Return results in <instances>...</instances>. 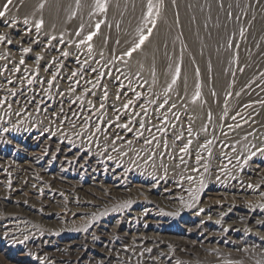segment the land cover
I'll list each match as a JSON object with an SVG mask.
<instances>
[{"label": "rangeland", "instance_id": "1", "mask_svg": "<svg viewBox=\"0 0 264 264\" xmlns=\"http://www.w3.org/2000/svg\"><path fill=\"white\" fill-rule=\"evenodd\" d=\"M27 1L28 0H12L11 4H8V0H0V12H3V16H5H0V36L4 37V40L0 41V51L1 49L4 51L0 52V98H2L0 99V161L9 162L19 158L27 159L29 156L28 154L33 151L35 154H46L43 155V157H45V164L47 163L46 165L49 166L50 170L48 174L51 176V178L55 174H60L62 178L66 177L70 180H75V182L81 180V182L83 181L86 187V191L84 190V196L86 198L84 211H78L77 213L66 207L65 209L63 208L64 212H62L60 216L47 222L40 220L36 217L37 215H34L30 219L31 228L28 231L29 238L37 239L46 237L51 239L54 245H58L59 243L63 242H70L74 239L75 242H81L82 239L86 238L88 235H91L92 225L103 221L108 216H111V226H116L117 229L121 226L120 229L123 230L124 228L122 226L126 224L127 217H132L131 214H136L137 217H139L138 222L144 219L146 215L144 207L134 205L133 201L131 200L132 198H130V195H133L137 190V188L134 187L135 185L139 186L141 184V186L145 185L146 187L149 186L150 188L156 189L161 185L173 187L176 186V194L174 195L172 201L176 203L178 207L175 205L177 208L159 209V216H155V218L147 217L146 220L149 219V221L152 222L151 225L157 229L159 228L160 231L164 235L166 234L169 238H186V242L191 244L194 243L193 245H196L198 249L202 250V254L204 253L208 255L209 252V254H212L213 251H216V254H214L215 256L217 255L218 258L222 257L226 259L230 264L244 263L245 256H248L250 252L251 253L249 255H251L255 251L250 245H247L240 240H228L220 235L216 237H210L206 242H204L200 239V236L198 237L195 235L197 234L196 231L194 233H189L188 231L195 228V223L198 221L205 223L207 222L210 227H218L220 225L225 226L227 224V226H230L233 229H239V227L230 225V221L227 223V221L224 222L220 219L217 220L215 217L218 216L211 215V213L206 212L204 209V201L202 199V196L209 189L211 184L209 183L211 182L212 177L210 174L212 171L210 165L211 159L212 161L216 159V152H220L223 145L227 147L229 146L228 152L226 151L228 156H231L237 160L239 163H241V165H246L247 163H252L254 161L264 162V124L260 128L261 131L259 130V132H256L257 135L252 138L251 134L246 136L248 139L245 142L243 149L238 147L237 141L231 142L233 137L232 134L224 129L227 125L226 122L229 119H232L235 115L239 114V112L245 114L244 118H251V114L248 112L249 107H251V103H253L252 105H258L260 102L259 107H263L264 111V96H262L264 95V0H198V3L200 4V7L203 11L202 21L199 24H195L194 22V25H191L192 27L190 26L189 35H185L183 31L181 32L178 30L176 37H219L216 44V57L218 55L220 60L218 65L227 73V76H229L224 87L218 90L211 83L213 82V80H211L213 79L212 71H208L207 80L210 82V86L208 88L206 98L215 105L218 104L219 111L215 118H208V122L202 129L195 126L193 122L194 119L192 117L193 115L187 109L183 97H181L178 93L161 88L158 84V80L151 83L146 77H143V74L137 70V68H132L131 70V67L128 63L132 60V55H134V53L139 50V47L140 49L142 48L145 40V37H141L140 33H136L138 30L135 31V33H130L129 37L126 38L107 37L103 39L92 37L90 41L87 40V37H80V27V29L77 28L75 32L73 31L74 29H71L72 32L69 30L66 33L60 31L49 32L45 29L44 21L36 18L34 14L30 12V9L26 7ZM5 5H7V7H5ZM29 15H31V17ZM170 16L175 20V22H178L180 11L177 6L171 8ZM37 24H40L41 28H37ZM30 35H32V37ZM26 36L30 37L26 38ZM142 39L144 40L141 43ZM61 46H63V49H61ZM103 46H106L105 51ZM73 47L76 48L74 49ZM65 52L69 53L64 55ZM1 56L4 57L2 58ZM21 60L24 61L23 64L20 63ZM11 64L14 65V67ZM113 65H115V67ZM214 67L215 66L212 65L210 68L214 69ZM73 72H77L75 75L76 77L72 76ZM83 72L86 73L84 74ZM142 79L143 81H141ZM29 81H31V83H29ZM7 83L11 84L8 90H6L5 87ZM145 88L147 89L145 90ZM258 88H261L260 92H263L260 95L259 93L257 94V92H254ZM147 92H149L151 95H148L149 93ZM22 96H26L27 99L29 98L27 100L28 104L22 102ZM258 97L259 100L256 99ZM85 99L86 101L84 102ZM13 101L16 102L14 103ZM257 101L259 102L257 103ZM126 105L127 107H125ZM248 105L250 106L248 107ZM124 111H128L126 112L127 114ZM234 111H237V114ZM159 112L162 116L157 115ZM76 114L80 116V119L78 120L75 118L77 121L74 120V117L78 116ZM28 115L31 118H29ZM81 116L83 118H81ZM118 119L120 120L119 122ZM69 120H73L75 122L71 123ZM115 120L117 123L114 122ZM153 120H155V122ZM29 123L31 125H29ZM75 124H77V126H75ZM125 125H128V127H124ZM112 127H116L118 131L115 132L111 130ZM214 128L216 129L214 130ZM173 134H175L174 137ZM142 135H144V137ZM38 136H41L42 138L44 137L43 140L48 145L49 150H47L46 153L43 151V148L39 147L35 142ZM148 137H151V139ZM213 137H215V139ZM18 145L19 147H17ZM65 147L71 148L73 150L71 154L72 160L75 159L76 161L71 160L70 162H61L59 160V151ZM55 148L57 151L53 152ZM195 148L197 149L195 150ZM253 150L255 151L254 153ZM51 151L53 152V155L51 154ZM198 154L199 156H197ZM188 159L189 162H187ZM173 162H175L176 165ZM109 171L110 173H108ZM168 173L172 175H169ZM88 176H90V178ZM111 176L113 178H111ZM91 178L94 179L92 180L93 182H91ZM67 180H61L60 184H65L71 187V184ZM247 183L254 187L256 186L257 182L254 180H248ZM113 184H118L123 187L116 188L115 192H105V186H111ZM90 189L94 190L91 191ZM122 189L123 192H119ZM263 189L264 186L253 193L250 192L245 194V197L241 201L243 207L248 209H258L260 214H264V208H262L264 207ZM27 194H33V191H28ZM178 201L179 204H177ZM181 201L185 204H182ZM181 206L183 207L181 208ZM185 226L188 230L185 228ZM250 229L257 231L262 230L261 232H264V228L261 227H252ZM205 235L207 236V233ZM109 238V241H111L110 243H118L117 246H119L115 262L110 264H146L147 262V264H161V260L159 259L158 255L153 254L154 256L151 257V252L148 253L147 250H142V248L131 243L129 238L123 237L122 239H118L115 234H112ZM207 246H209V248ZM226 248L228 250H226ZM223 249H225L226 252ZM35 253L36 255H34ZM188 255L190 257L189 261L188 259H184L182 264H210L207 263L206 257L201 259L196 256V253L194 252H191ZM256 257V260H258V258L260 259L257 263L264 264V254L260 256L259 254H256ZM50 261L51 260L46 256L44 259V256L40 255L36 250L34 252V249L31 248V246L28 245L26 247L24 245H20L15 240L6 239L5 236L0 235V264H53V261ZM88 263L98 264L97 262L94 263L92 260ZM54 264L58 263L54 262Z\"/></svg>", "mask_w": 264, "mask_h": 264}, {"label": "bare ground", "instance_id": "2", "mask_svg": "<svg viewBox=\"0 0 264 264\" xmlns=\"http://www.w3.org/2000/svg\"><path fill=\"white\" fill-rule=\"evenodd\" d=\"M2 1V0H1ZM16 1V0H15ZM19 3V2H18ZM164 3V4H163ZM22 4V3H21ZM2 5V4H1ZM177 6L180 11L178 22L170 16L171 8ZM26 7L38 19L44 21L45 29L49 32H63L69 30L74 32L81 28L80 37H129L130 33H140L145 37L142 48L132 55L129 66L137 68L143 77H146L151 83L158 80V84L164 90L178 93L185 100L187 109L192 113L194 124L202 129L208 122L209 117L215 118L218 114L219 105L207 100V92L210 82L207 80L208 71H212L213 82L218 90L222 89L228 80L227 73L218 65L220 63L217 55V41L219 37H176L178 30L185 35L190 34V26L199 24L203 19V11L198 0H28ZM187 9V10H186ZM14 11V10H13ZM11 14V13H10ZM20 14V13H19ZM31 14V13H30ZM31 17V15H29ZM5 17V16H3ZM29 18V17H28ZM35 18V19H36ZM3 19V18H2ZM10 19V18H9ZM13 19V18H12ZM18 19V18H17ZM29 20V19H28ZM20 21V20H19ZM24 21V20H23ZM26 21V20H25ZM14 22V21H13ZM12 22V23H13ZM16 22V21H15ZM192 22V23H191ZM2 23V22H1ZM28 23V22H27ZM34 23V22H33ZM43 23V22H42ZM41 23V24H42ZM21 24V23H20ZM11 26V25H10ZM191 26V27H192ZM17 27V26H16ZM9 28V27H8ZM41 28V27H39ZM79 28V29H80ZM36 29V28H35ZM18 30V29H17ZM29 30V29H28ZM34 30V29H33ZM41 30V29H40ZM71 30V32H72ZM4 31V30H3ZM23 31V30H22ZM45 31V30H44ZM33 32V31H32ZM79 32V30H78ZM44 33V32H43ZM46 33V32H45ZM8 34V33H7ZM30 34V33H28ZM26 34V35H28ZM53 34V33H52ZM51 35V34H50ZM57 35V34H56ZM73 35V34H72ZM18 36V35H17ZM32 37V35H30ZM30 36H26L30 37ZM50 38V37H49ZM48 38V39H49ZM68 38V37H67ZM7 39V38H6ZM5 39V40H6ZM16 39V38H15ZM56 39V38H55ZM82 39V38H81ZM134 39V38H133ZM53 40V39H52ZM66 40V39H65ZM11 41V40H10ZM68 41V40H66ZM137 41V40H136ZM29 42V41H28ZM83 42V41H82ZM92 42V41H91ZM104 42V41H103ZM113 42V41H112ZM111 42V43H112ZM25 43V42H24ZM45 43V42H44ZM62 43V42H61ZM43 44V43H42ZM52 44V43H51ZM59 44V43H58ZM115 44V43H114ZM20 45V44H19ZM31 45V44H30ZM94 45V44H93ZM121 45V44H120ZM119 45V46H120ZM126 45V44H125ZM137 45V44H136ZM3 46V45H2ZM39 46V45H38ZM97 46V45H96ZM114 46V45H113ZM4 47V46H3ZM63 49V46H61ZM95 47V46H94ZM39 48V47H38ZM56 48V47H55ZM68 48V47H67ZM74 48V47H73ZM76 48V47H75ZM74 48V49H75ZM23 49V48H22ZM95 49V48H94ZM97 49V48H96ZM100 49V48H99ZM105 51L106 46H103ZM17 50V49H16ZM20 50V49H19ZM84 50V49H83ZM87 50V49H86ZM122 50V49H121ZM36 51V50H35ZM59 51V50H58ZM79 51V50H78ZM97 51V50H96ZM0 52H4L1 51ZM20 52V51H19ZM95 52V51H94ZM10 53V51H9ZM66 53V52H65ZM69 53V52H68ZM67 53V54H68ZM88 53V52H86ZM6 54V53H5ZM38 54V53H37ZM98 55V54H97ZM9 56V55H8ZM12 56V55H11ZM16 56V55H15ZM18 56V54H17ZM71 56V55H70ZM75 56V55H74ZM84 56V55H83ZM2 57V56H1ZM4 57V56H3ZM2 57V58H3ZM62 57V56H61ZM73 57V56H72ZM77 57V56H76ZM82 57V56H81ZM90 57V56H89ZM88 57V58H89ZM93 57V56H92ZM100 57V56H99ZM216 57V58H215ZM53 58V57H52ZM74 58V57H73ZM78 58V57H77ZM95 58V56H94ZM93 58V59H94ZM42 59V58H41ZM56 59V58H55ZM81 59V58H80ZM102 59V58H101ZM100 59V60H101ZM15 60V59H14ZM19 60V59H18ZM90 60V59H89ZM12 61V60H11ZM48 61V60H47ZM81 61V60H80ZM31 62V61H30ZM103 62V61H102ZM49 63V62H48ZM59 63V62H58ZM16 64V63H15ZM86 64V63H84ZM100 64V63H99ZM12 65V64H11ZM46 65V64H45ZM58 65V64H57ZM60 65V64H59ZM62 65V64H61ZM64 65V64H63ZM90 65V64H89ZM102 65V64H101ZM122 65V64H121ZM125 65V64H124ZM211 65V66H210ZM214 67L211 69L210 67ZM9 66V65H8ZM14 67V65H12ZM11 66V67H12ZM30 66V65H29ZM48 66V65H47ZM115 67V65H113ZM12 67V68H13ZM71 67V66H70ZM119 67V66H118ZM77 68V67H76ZM81 68V67H80ZM79 68V70H80ZM84 68V67H83ZM96 68V67H95ZM10 69V68H9ZM8 69V70H9ZM54 69V66H53ZM67 69V68H66ZM89 69V68H88ZM91 69V68H90ZM209 69V70H208ZM11 70V69H10ZM9 70V71H10ZM31 70V68H30ZM56 70V69H55ZM60 70V69H59ZM78 70V69H77ZM99 70V69H98ZM126 70V69H125ZM2 71V70H1ZM7 71V70H6ZM20 71V70H19ZM43 71V70H42ZM73 71V70H72ZM100 71V70H99ZM98 71V73H99ZM121 71V70H119ZM135 71V70H134ZM21 72V71H20ZM32 72V71H31ZM52 72V71H51ZM78 72V71H77ZM76 72V73H77ZM104 72V71H103ZM129 72V71H128ZM133 72V71H131ZM4 73V72H3ZM16 73V72H15ZM38 73V72H37ZM42 73V72H41ZM46 73V72H45ZM84 73V72H83ZM86 73V72H85ZM84 73V74H85ZM124 73V72H123ZM5 74V73H4ZM10 74V73H9ZM66 74V73H65ZM83 74V75H84ZM106 74V73H105ZM108 74V72H107ZM115 74V73H114ZM121 74V73H120ZM32 75V74H30ZM41 75V74H39ZM44 75V74H43ZM46 75V74H45ZM89 75V74H88ZM73 76V75H72ZM96 76V75H95ZM94 76V77H95ZM112 76V75H111ZM116 76V75H115ZM8 77V76H7ZM21 77V76H20ZM35 77V76H34ZM76 77V76H75ZM93 77V76H92ZM105 77V76H104ZM125 77V76H124ZM131 77V76H130ZM46 78V77H45ZM44 78V79H45ZM81 78V77H80ZM85 78V77H84ZM91 78V77H90ZM137 78V77H136ZM140 78V77H138ZM16 79V78H15ZM40 79V78H39ZM76 79V78H75ZM74 79V80H75ZM88 79V76H87ZM120 79V78H119ZM20 80V79H19ZM69 80V79H68ZM79 80V79H78ZM82 80V79H81ZM106 81V80H105ZM128 81V80H127ZM143 81V79L141 80ZM148 81V83H149ZM41 82V80H40ZM65 82V81H63ZM104 82V81H102ZM101 82V83H102ZM112 82V81H110ZM137 82V81H136ZM39 83V82H38ZM44 83V82H43ZM78 83V82H77ZM80 83V82H79ZM124 83V80H123ZM142 83V82H141ZM140 83V84H141ZM23 84V83H22ZM45 84V83H44ZM48 84V83H47ZM57 84V83H56ZM64 84V83H63ZM88 84V83H87ZM135 84V83H134ZM5 85V84H4ZM52 85V84H51ZM50 85V86H51ZM138 85V84H137ZM155 85V83H154ZM11 86L7 83L6 90ZM24 86V85H23ZM43 86V85H42ZM84 86V85H83ZM82 86V87H83ZM89 86V85H88ZM91 86V85H90ZM96 86V85H95ZM106 86V83H105ZM111 86V85H110ZM132 86V85H131ZM153 86V85H152ZM156 86V85H155ZM255 86V85H254ZM262 86V85H261ZM75 87V86H74ZM129 87V86H128ZM146 87V86H145ZM150 87V86H148ZM264 87V86H263ZM42 88V87H41ZM88 88V87H87ZM92 88V87H91ZM154 88V87H153ZM69 89V88H68ZM96 89V88H95ZM94 89V90H95ZM119 89V87H118ZM117 89V90H118ZM130 89V88H129ZM147 88H145L146 90ZM159 89V88H158ZM261 88L254 92L262 94ZM1 90V89H0ZM5 90V88H4ZM60 90V89H59ZM84 90V88H83ZM91 90V89H90ZM97 90V89H96ZM116 90V89H114ZM138 90V89H137ZM152 90V89H151ZM210 90V89H209ZM87 91V90H86ZM111 91V90H110ZM148 91V90H147ZM161 91V90H160ZM48 92V91H47ZM108 92V91H107ZM106 92V93H107ZM150 92V91H149ZM147 92V93H149ZM167 92V91H166ZM253 92V93H254ZM15 93V92H14ZM19 93V92H18ZM56 93V92H55ZM82 93V92H81ZM86 93V92H85ZM100 93V92H99ZM105 93V92H104ZM116 93V92H115ZM143 93V92H142ZM157 93V92H156ZM163 93V92H161ZM160 93V94H161ZM169 93V92H168ZM210 93V92H209ZM52 94V93H51ZM58 94V93H57ZM76 94V93H75ZM92 94V93H91ZM122 94V93H121ZM174 94V93H173ZM48 95V93H47ZM63 95V94H62ZM85 95V94H84ZM87 95V94H86ZM115 95V94H113ZM124 95V94H123ZM133 95V94H132ZM148 95H151L150 93ZM168 95V94H167ZM171 95V94H170ZM177 95V94H176ZM46 96V95H45ZM93 96V95H92ZM101 96V95H100ZM179 96V97H180ZM264 96V95H262ZM88 97V96H87ZM91 97V96H90ZM89 97V98H90ZM104 97V96H103ZM160 97V96H159ZM209 97V96H208ZM251 97V96H250ZM6 98V97H5ZM17 98V97H16ZM79 98V97H78ZM86 98V97H85ZM88 98V99H89ZM122 98V97H121ZM151 98V96H150ZM164 98V97H163ZM2 99V98H0ZM4 99V98H3ZM29 99V98H28ZM26 96H22L23 103L28 104ZM72 99V98H71ZM87 99V98H86ZM84 100V102L86 101ZM111 99V98H109ZM138 99V98H137ZM148 99V98H147ZM159 99V98H158ZM177 99V98H176ZM251 99V98H250ZM259 100V97L256 98ZM79 100V99H77ZM124 100V99H123ZM166 100V99H165ZM170 100V99H169ZM175 100V99H174ZM212 100V99H211ZM264 100V99H263ZM1 101V100H0ZM7 101V100H6ZM17 101V100H16ZM15 101V102H16ZM69 101V100H68ZM94 101V100H93ZM113 101V98H112ZM111 101V102H112ZM182 101V100H181ZM254 101V100H253ZM14 102V101H13ZM12 102V103H13ZM14 102V103H15ZM76 102V101H75ZM81 102V101H80ZM101 102V101H100ZM122 103V101L120 100ZM128 102V100H127ZM163 102V100H162ZM161 102V103H162ZM172 102V101H171ZM175 102V101H174ZM177 102V101H176ZM247 102V101H246ZM259 101H257L258 103ZM79 103V102H78ZM83 103V102H82ZM146 103V102H145ZM240 103V102H239ZM248 103V102H247ZM9 104V103H8ZM87 104V103H86ZM108 104V103H107ZM113 104V103H112ZM159 104V103H158ZM165 104V103H164ZM237 104V103H236ZM242 104V103H241ZM240 104V105H241ZM248 105V112L251 118H244L243 113L235 115L226 123L225 130L232 134V140L237 141L240 149H243L247 141L248 134L251 138L256 132H259L264 124L263 107L258 105ZM255 104V103H254ZM11 105V104H10ZM26 105V104H25ZM24 105V106H25ZM94 105V104H93ZM101 105V104H100ZM123 105V104H122ZM129 105V104H128ZM148 105V104H147ZM150 105V104H149ZM157 105V104H155ZM246 105V104H245ZM54 106V105H53ZM70 106V105H69ZM97 106V104H96ZM117 106V105H116ZM121 106V105H120ZM160 106V105H159ZM164 106V105H163ZM171 106V105H170ZM243 106V105H242ZM241 106V107H242ZM36 107V105H35ZM77 107V106H76ZM134 107V106H133ZM240 107V108H241ZM12 108V107H11ZM14 108V107H13ZM17 108V107H16ZM39 108V107H38ZM37 108V109H38ZM43 108V107H42ZM49 108V107H48ZM85 108V107H84ZM105 108V107H104ZM152 108V107H151ZM157 108V107H156ZM184 108V107H183ZM221 108V106H220ZM6 109V108H5ZM22 109V108H21ZM35 109V108H34ZM59 109V108H58ZM109 109V108H108ZM141 109V107H140ZM180 109V108H179ZM234 109V108H233ZM239 109V108H238ZM243 109V108H242ZM7 110V109H6ZM5 110V111H6ZM18 110V109H17ZM149 110V109H148ZM28 111V110H27ZM44 111V110H43ZM52 111V110H51ZM83 111V110H82ZM91 111V110H90ZM89 111V112H90ZM155 111V110H154ZM161 111V110H160ZM175 111V110H174ZM36 112V111H35ZM76 112V111H75ZM117 112V111H116ZM115 112V113H116ZM125 112V111H124ZM128 112V111H126ZM125 112V113H126ZM147 112V111H146ZM243 112V111H242ZM246 112V111H245ZM247 112V113H248ZM12 113V112H11ZM77 113V112H76ZM98 113V112H97ZM96 113V114H97ZM139 113V112H138ZM137 113V114H138ZM179 113V112H176ZM181 113V112H180ZM9 114V113H8ZM36 114V113H35ZM108 114V113H107ZM127 114V113H126ZM161 113H157L160 115ZM26 115V112H25ZM57 115V114H56ZM65 115V114H64ZM73 115V114H72ZM78 115V114H76ZM122 115V114H121ZM5 116V115H4ZM14 116V115H13ZM24 116V114H23ZM40 116V114H39ZM42 116V115H41ZM62 116V115H61ZM69 116V115H68ZM103 116V115H102ZM126 116V115H125ZM154 116V115H153ZM158 116V117H159ZM165 116V114H164ZM177 116V115H176ZM183 116V115H182ZM221 116V115H220ZM250 116V115H249ZM29 117V115H28ZM59 117V116H58ZM98 117V115H97ZM106 117V116H105ZM3 118V117H2ZM14 118V117H13ZM22 118V117H21ZM31 118V117H29ZM60 118V117H59ZM80 119V116L74 117ZM81 118H83L81 116ZM92 118V117H91ZM96 118V117H95ZM99 118V117H98ZM114 118V117H113ZM138 118V117H137ZM226 118V117H225ZM10 119V118H9ZM35 119V118H34ZM54 119V118H53ZM93 119V118H92ZM104 119V118H103ZM153 119V118H152ZM220 119V118H219ZM250 119V120H249ZM57 120V119H56ZM76 120V121H77ZM83 120V119H82ZM105 120V119H104ZM112 120V119H111ZM174 120V119H173ZM8 121V120H7ZM6 121V122H7ZM17 121V120H16ZM19 121V120H18ZM26 121V120H25ZM35 121V120H34ZM48 121V120H47ZM61 121V120H60ZM70 121V120H69ZM81 121V120H80ZM86 121V120H85ZM93 121V120H92ZM91 121V123H92ZM101 121V120H100ZM108 121V120H107ZM120 120L118 119V122ZM126 121V120H125ZM131 121V120H130ZM129 121V122H130ZM139 121V120H137ZM155 122V120H153ZM159 121V120H158ZM157 121V122H158ZM220 121V120H218ZM224 121V120H223ZM1 122V121H0ZM30 122V121H29ZM51 122V121H50ZM67 122V121H66ZM75 122V121H70ZM99 122V121H98ZM109 122V121H108ZM116 122V120L114 121ZM134 122V121H133ZM175 122V121H174ZM173 122V123H174ZM179 122V121H178ZM216 122V121H215ZM214 122V123H215ZM48 123V122H47ZM53 123V122H51ZM96 123V122H95ZM104 123V122H103ZM117 123V122H116ZM144 123V122H143ZM152 123V122H151ZM170 123V122H169ZM180 123V122H179ZM184 123V122H183ZM188 123V122H187ZM13 124V123H12ZM84 124V123H83ZM105 124V123H104ZM124 124V123H123ZM177 124V123H176ZM217 124V123H215ZM11 125V124H10ZM23 125V124H22ZM29 125H31L29 123ZM46 125V124H45ZM51 125V124H50ZM72 125V124H71ZM130 125V124H129ZM137 125V124H136ZM218 125V124H217ZM9 126V125H8ZM7 126V127H8ZM60 126V124H59ZM74 126V125H73ZM77 126V124H75ZM74 126V127H75ZM109 126V125H108ZM144 126V125H143ZM167 126V125H166ZM181 126V125H179ZM210 126V125H208ZM2 127V126H1ZM36 127V126H35ZM82 127V126H81ZM128 127V125H127ZM139 127V126H138ZM152 127V125H151ZM168 127V126H167ZM186 127V126H185ZM40 128V127H38ZM59 128V127H58ZM67 128V126H66ZM107 128V127H106ZM119 128V127H118ZM130 128V127H129ZM134 128V127H133ZM159 128V127H158ZM179 128V127H178ZM197 128V130H198ZM221 128V127H220ZM62 129V128H61ZM93 129V128H92ZM137 129V128H136ZM170 129V128H169ZM175 129V128H174ZM177 129V127H176ZM182 129V128H181ZM199 129V130H200ZM216 128H214L215 130ZM7 130V129H6ZM18 130V129H17ZM46 130V129H45ZM68 130V129H67ZM79 130V129H78ZM101 130V129H100ZM111 130L118 131L116 127ZM187 130V129H186ZM185 130V131H186ZM41 131V129H40ZM152 131V130H151ZM184 131V132H185ZM206 131V130H204ZM203 131V132H204ZM223 131V130H222ZM261 131V130H260ZM57 132V131H56ZM98 132V131H97ZM103 132V131H102ZM177 132V131H176ZM189 132V131H188ZM200 132V131H198ZM9 133V132H8ZM58 133V132H57ZM61 133V132H60ZM118 133V132H117ZM145 133V132H144ZM164 133V132H163ZM59 134V133H58ZM90 134V133H89ZM106 134V133H104ZM103 134V135H104ZM114 134V133H113ZM146 134V133H145ZM150 134V133H149ZM153 134V133H152ZM158 134V133H157ZM156 134V135H157ZM219 134V133H218ZM30 135V134H29ZM116 135V134H115ZM123 135V134H122ZM175 134H173L174 137ZM259 135V134H258ZM83 136V135H82ZM133 136V135H132ZM144 137V135H142ZM153 136V135H152ZM163 136V135H162ZM179 136V135H178ZM183 136V135H182ZM185 136V135H184ZM215 136V135H214ZM31 137V136H30ZM59 137V136H58ZM62 137V136H60ZM70 137V136H69ZM94 137V136H93ZM104 137V136H103ZM112 137V136H111ZM120 137V136H119ZM177 137V136H175ZM6 138V136H5ZM29 138V137H28ZM63 138V137H62ZM74 138V137H73ZM78 138V137H77ZM109 138V137H108ZM115 138V137H113ZM131 138V137H129ZM141 138V137H140ZM151 139V137H148ZM156 138V137H155ZM180 138V137H179ZM200 138V137H199ZM215 139V137H213ZM219 138V137H218ZM223 138V137H221ZM226 138V137H225ZM260 138V137H259ZM41 136L35 141L39 147L46 153L49 150L47 143ZM47 139V138H46ZM71 139V138H70ZM69 139V140H70ZM94 139V138H93ZM105 139V138H104ZM128 139V138H127ZM174 139V138H173ZM186 139V138H185ZM184 139V140H185ZM77 140V139H76ZM79 140V139H78ZM82 140V139H81ZM95 140V139H94ZM137 140V139H136ZM143 140V139H142ZM147 140V139H146ZM158 140V139H157ZM156 140V141H157ZM221 140V139H220ZM11 141V140H10ZM50 141V140H49ZM75 141V139H74ZM90 141V140H89ZM108 141V140H107ZM110 141V140H109ZM145 141V140H143ZM173 141V140H172ZM181 141V140H180ZM195 141V140H194ZM199 141V140H198ZM13 142V141H12ZM47 142V141H46ZM78 142V141H76ZM93 142V141H92ZM102 142V141H101ZM131 142V139H130ZM149 142V141H148ZM174 142V141H173ZM230 142V140H229ZM263 142V141H262ZM52 143V142H51ZM96 143V142H95ZM106 143V142H105ZM108 143V142H107ZM119 143V142H118ZM121 143V142H120ZM186 143V142H185ZM198 143V142H197ZM196 143V144H197ZM226 143V142H225ZM71 144V143H69ZM91 144V142H90ZM109 144V143H108ZM141 144V143H140ZM172 144V143H171ZM221 144V143H220ZM10 145V144H9ZM81 145V144H80ZM84 145V144H83ZM101 145V144H100ZM115 145V144H114ZM124 145V144H123ZM195 145V144H194ZM199 145V143H198ZM88 146V145H87ZM111 146V145H110ZM117 146V145H116ZM197 146V145H195ZM194 146V147H195ZM200 146V145H199ZM19 147V145L17 146ZM71 147V146H70ZM84 147V146H83ZM103 147V146H102ZM113 147V146H112ZM122 147V146H121ZM120 147V148H121ZM173 147V146H172ZM181 147V146H180ZM213 147V146H212ZM229 147V146H228ZM224 146L220 152H216V159H211V183L209 189L204 193V209L211 215L224 222L239 227L233 229L230 226L210 227L206 222L195 223V228L188 231H196L198 237L206 242L210 237L222 236L228 240H240L250 245L255 251L253 254L245 256L242 264H259L256 260V254H264V232L262 230H251L250 228H264V214H260L258 209H248L243 207L242 200L247 193H253L264 186V162L254 161L241 165L237 160L228 156V148ZM72 148V147H71ZM71 148H63L59 151V160L61 162H70L72 160ZM91 148V146H90ZM97 148V147H96ZM178 148V146H177ZM190 148V147H189ZM202 148V147H200ZM206 148V147H205ZM215 148V147H214ZM217 148V147H216ZM254 148V147H253ZM22 149V148H21ZM94 149V148H93ZM179 149V148H178ZM193 149V148H192ZM197 148H195L196 150ZM208 149V147H207ZM37 150V149H36ZM97 150V149H96ZM117 150V149H116ZM175 150V149H174ZM173 150V151H174ZM215 150V149H214ZM31 151V150H30ZM42 151V150H41ZM56 148L53 152H56ZM107 151V150H106ZM120 151V150H119ZM176 151V150H175ZM174 151V152H175ZM184 151V149H183ZM201 151V150H200ZM210 151V150H209ZM227 151V152H226ZM231 151V150H230ZM248 151V150H247ZM263 151V150H262ZM34 152V151H33ZM30 152L27 159H14L2 162L0 161V235L6 239L15 240L20 245L31 246L42 256H45L58 264H87L89 261L98 264H110L115 262L119 250L118 243H110L109 237L112 234L119 239L129 238L130 242L136 246L151 252V257L155 254L159 256L161 264H182L184 259H188L191 252L196 253L199 258L206 257L207 263L212 264H230L226 259L217 257L216 251L212 254H202V250L196 245L186 242V238H169L164 235L160 229L154 227L152 222L146 218L159 216V209H173L178 206L172 201L176 194L175 187L161 185L160 187L150 188L141 184L135 185L137 190L130 195L134 205L143 206L145 209V218L138 222L139 217L131 214L127 217V222L122 226L113 227L110 225L111 216L103 218L101 222L92 225L91 235L82 239L81 242L59 243L54 245L49 238H29L30 219L36 217L42 221H49L60 216L64 212L63 208H69L78 213L84 211L86 198L84 196L85 185L83 181L70 180L55 174L52 178L48 174L49 166L45 164L46 154H35ZM51 151V154L53 155ZM93 152V151H92ZM123 152V151H122ZM168 152V151H167ZM171 152V151H170ZM179 152V151H178ZM234 152V151H232ZM255 151L253 150V153ZM91 153V151H90ZM103 153V152H102ZM119 153V152H118ZM192 153V152H191ZM203 153V152H202ZM211 153V152H210ZM213 153V152H212ZM22 154V153H21ZM112 154V153H111ZM194 154V153H193ZM204 154V153H203ZM240 154V153H239ZM38 155V156H37ZM50 155V154H49ZM48 155V156H49ZM77 155V153H76ZM75 155V156H76ZM202 155V154H200ZM214 155V154H213ZM238 155V154H236ZM263 155V154H262ZM57 156V155H56ZM87 156V155H86ZM96 156V155H95ZM184 156V155H183ZM187 156V155H186ZM193 156V155H192ZM196 156V155H195ZM199 156V154L197 155ZM203 156V155H202ZM74 157V156H73ZM85 157V156H84ZM106 157V156H105ZM176 157V156H175ZM174 157V158H175ZM242 157V156H241ZM77 158V157H76ZM203 158V157H202ZM212 158V157H211ZM101 159V158H100ZM104 159V158H103ZM115 159V158H114ZM121 159V158H120ZM251 159V158H250ZM5 160V159H4ZM192 160V159H191ZM206 160V159H205ZM259 160V159H258ZM59 161V162H60ZM72 161H76L73 159ZM175 161V160H173ZM186 161V160H185ZM58 162V161H57ZM83 162V161H82ZM92 162V161H91ZM125 162V161H124ZM183 162V161H182ZM189 162V159L188 161ZM84 163V162H83ZM95 163V162H94ZM175 165L176 163L173 162ZM179 163V161H178ZM177 163V164H178ZM51 164V163H50ZM87 164V163H86ZM173 164V165H174ZM181 164V163H180ZM185 164V163H184ZM194 164V163H193ZM68 165V164H67ZM81 165V164H79ZM77 165L78 167H80ZM94 165V164H93ZM92 165V167H93ZM119 165V164H118ZM172 165V167H173ZM186 165V164H185ZM190 166V165H189ZM188 166V167H189ZM66 167V166H65ZM101 167V166H100ZM99 167V168H100ZM103 167V166H102ZM109 167V166H108ZM113 167V166H112ZM124 167V166H123ZM175 167V166H174ZM181 167V166H180ZM186 167V166H185ZM184 167V168H185ZM210 167V166H209ZM63 168V167H62ZM84 168V167H83ZM95 168V167H94ZM98 168V167H97ZM128 168V167H126ZM182 168V167H181ZM204 168V167H203ZM180 169V168H177ZM61 170V169H60ZM78 170V169H77ZM105 170V169H104ZM195 170V169H194ZM95 171V170H94ZM126 171V170H125ZM145 171V170H144ZM173 171V170H172ZM171 171V172H172ZM177 171V170H175ZM181 171V170H180ZM90 172V171H89ZM120 172V171H119ZM139 172V171H138ZM188 172V171H187ZM55 173V172H54ZM58 173V172H57ZM73 173V172H72ZM110 173V171L108 172ZM114 173V172H113ZM178 173V172H177ZM182 173V172H181ZM189 173V172H188ZM195 173V172H194ZM202 173V172H201ZM51 174V173H50ZM81 174V173H80ZM90 174V173H88ZM102 174V173H101ZM145 174V173H144ZM169 174V173H168ZM174 174V173H173ZM176 174V173H175ZM185 174V173H184ZM196 174V173H195ZM83 175V174H82ZM115 175V174H114ZM147 175V174H146ZM172 175V174H169ZM168 175V176H169ZM194 175V174H192ZM119 176V175H118ZM123 176V175H122ZM160 176V175H159ZM158 176V177H159ZM179 176V175H178ZM90 178V176H88ZM97 177V176H96ZM100 177V176H99ZM137 177V176H136ZM167 177V176H166ZM172 177V176H171ZM175 177V176H174ZM177 177V176H176ZM196 177V176H195ZM107 178V177H106ZM111 178H113L111 176ZM152 178V177H151ZM161 178V177H159ZM206 178V177H205ZM65 179L71 184L61 185V180ZM120 179V178H119ZM146 179V178H145ZM91 178V182H93ZM108 180V179H107ZM129 180V179H128ZM177 180V179H176ZM256 181V186H250L247 181ZM137 181V180H136ZM101 182V181H100ZM121 182V181H120ZM158 182V181H157ZM163 182V181H162ZM252 182V181H251ZM187 183V182H186ZM185 183V184H186ZM99 184V183H98ZM101 184V183H100ZM156 184V183H154ZM162 184V183H161ZM96 185V184H95ZM149 185V184H148ZM151 185V184H150ZM170 185V184H169ZM260 185V186H257ZM182 186V185H181ZM192 186V185H191ZM88 187V186H87ZM103 187V186H102ZM105 192H115L116 188H122L118 184L105 186ZM133 187V188H134ZM95 189V188H94ZM93 189V190H94ZM185 189V188H184ZM91 190V189H90ZM91 190V191H93ZM131 190V189H130ZM201 190V189H200ZM264 190V189H263ZM28 191L33 194L28 195ZM86 191V190H85ZM100 191V190H99ZM102 191V190H101ZM117 191V190H116ZM119 191V190H118ZM125 191V190H124ZM187 191V190H186ZM119 192H123V189ZM263 192V191H262ZM261 192V193H262ZM102 193V192H100ZM189 193V192H188ZM110 194V193H109ZM185 194V193H184ZM103 195V194H102ZM116 195V194H115ZM187 195V194H186ZM190 196V195H189ZM94 197V196H93ZM96 197V196H95ZM251 197V196H250ZM123 198V197H122ZM180 198V197H179ZM186 198V197H185ZM252 198V197H251ZM257 198V197H256ZM96 199V198H94ZM103 199V197H102ZM121 199V198H120ZM253 199V198H252ZM92 200V199H91ZM111 200V199H110ZM118 200V199H117ZM262 200V199H261ZM113 201V200H112ZM98 202V201H97ZM101 202V201H100ZM259 202V201H258ZM261 202V201H260ZM106 203V202H105ZM182 204H185L181 201ZM263 203V202H262ZM179 204V201L178 203ZM181 204V205H182ZM177 207H176V206ZM262 205V204H261ZM197 206V205H196ZM257 206V205H256ZM263 206V205H262ZM94 207V206H93ZM97 207V206H96ZM183 206H181L182 208ZM185 207V206H184ZM130 208V207H129ZM264 208V207H262ZM90 210V209H89ZM179 210V209H178ZM167 211V210H166ZM123 212V211H122ZM129 212V211H128ZM139 212V211H138ZM136 213V212H135ZM140 213V212H139ZM138 213V214H139ZM176 214V213H175ZM120 215V214H119ZM210 215V214H209ZM141 216V215H140ZM35 217V218H36ZM82 217V216H81ZM121 217V216H120ZM209 217V216H208ZM77 218V217H76ZM100 218V217H99ZM98 218V219H99ZM214 218V217H213ZM214 218V219H215ZM83 219V218H82ZM210 219V217H209ZM212 219V218H211ZM152 220V219H151ZM161 220V219H160ZM55 221V220H54ZM166 221V220H165ZM60 223V222H59ZM117 223V221H116ZM183 223V221H182ZM92 224V223H90ZM113 224V223H112ZM165 224V223H164ZM223 224V223H222ZM184 225V224H183ZM162 226V225H161ZM58 227V226H57ZM192 227V226H190ZM186 228V226H185ZM62 229V228H61ZM187 229V228H186ZM67 230V229H66ZM159 230V231H157ZM188 230V229H187ZM181 231V230H180ZM31 232V231H30ZM77 232V231H76ZM35 233V232H34ZM33 233V234H34ZM207 233V236L205 235ZM37 234V233H36ZM55 234V233H54ZM111 234V235H110ZM177 234V233H176ZM27 235V236H26ZM175 236V235H174ZM249 236V237H248ZM53 237V236H52ZM172 237V236H170ZM251 237V238H250ZM82 238V237H80ZM190 240V239H189ZM10 242V241H9ZM14 242V241H13ZM124 242V241H123ZM214 242V241H213ZM216 242V241H215ZM224 242V241H223ZM121 243V242H120ZM129 243V242H128ZM197 243V242H196ZM199 244V243H198ZM207 245V244H205ZM211 245V244H210ZM241 245V242H240ZM13 246V245H12ZM131 246V245H130ZM219 246V245H218ZM123 247V245H122ZM206 247V246H204ZM209 248V246H207ZM220 247V246H219ZM131 248V247H130ZM134 248V247H133ZM230 248V247H229ZM26 250V249H25ZM133 250V249H132ZM225 251V249H223ZM226 250H228L226 248ZM234 250V249H233ZM126 251V250H125ZM210 251V250H209ZM133 252V251H132ZM226 252V251H225ZM26 253V252H25ZM28 253V252H27ZM128 253V251H127ZM207 253V251H206ZM229 253V252H228ZM239 253V252H238ZM237 253V254H238ZM32 254V252H31ZM136 254V253H135ZM154 254V255H153ZM218 254V253H217ZM236 254V252H235ZM36 255V253L34 254ZM120 255V254H119ZM118 255V256H119ZM214 255V256H213ZM255 255V257H254ZM123 256V255H122ZM220 256V255H219ZM125 257V256H124ZM195 257V256H194ZM133 258V257H131ZM196 258V257H195ZM261 258V257H260ZM125 259V258H124ZM153 259V258H152ZM236 259V258H235ZM143 260V259H142ZM196 260V259H194ZM262 260V258H261ZM38 261V259H37ZM50 261V262H51ZM121 261V260H120ZM119 261V262H120ZM143 262V261H142ZM153 262V261H152ZM156 262V261H155ZM203 262V261H202ZM126 263V262H125ZM148 263V262H147ZM146 263V264H147ZM150 263V262H149ZM197 263V262H196ZM4 264V263H3ZM52 264V263H51ZM89 264V263H88ZM156 264V263H155ZM187 264V263H186ZM192 264V263H191Z\"/></svg>", "mask_w": 264, "mask_h": 264}, {"label": "snow or ice", "instance_id": "3", "mask_svg": "<svg viewBox=\"0 0 264 264\" xmlns=\"http://www.w3.org/2000/svg\"><path fill=\"white\" fill-rule=\"evenodd\" d=\"M11 2H12V0H8V4H11ZM5 7H7V5H5ZM3 15H4V13H3V12H0V16H3ZM40 26H41L40 24H37V25H36L37 28H39ZM91 39H92L91 36H88V37H87V40L90 41ZM3 40H4V37L0 36V41H3ZM142 42H143V41H141V43H142ZM64 55H67V53H64ZM129 55H130V53H129ZM20 63L23 64L24 61L21 60ZM75 75H76V73L73 72V76H75ZM29 83H31V81H29ZM125 107H127V105H126ZM124 127H127V125H125Z\"/></svg>", "mask_w": 264, "mask_h": 264}]
</instances>
